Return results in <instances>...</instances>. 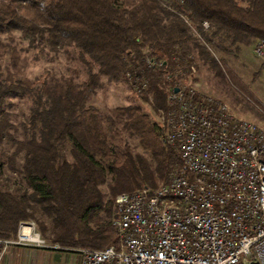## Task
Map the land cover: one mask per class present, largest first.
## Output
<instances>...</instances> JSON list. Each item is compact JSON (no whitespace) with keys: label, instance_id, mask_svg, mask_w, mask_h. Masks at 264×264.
<instances>
[{"label":"trees","instance_id":"obj_1","mask_svg":"<svg viewBox=\"0 0 264 264\" xmlns=\"http://www.w3.org/2000/svg\"><path fill=\"white\" fill-rule=\"evenodd\" d=\"M15 30L31 42L42 40L51 51L69 53L74 47L82 65L59 76L16 75ZM258 39H264V0H0V236H16L20 220L33 218L46 239L63 247L117 243L115 195L157 186L184 161L140 103L105 112L92 102L104 77L130 82L131 72L135 83L147 82L140 92L145 99L152 93L158 110L167 107V84L194 62L189 56L194 48L203 63L252 97L249 84L207 43L231 51L234 44ZM8 47L10 63L4 66ZM17 96L34 101L21 137L10 131L7 109ZM124 130L139 136L150 157L125 140ZM8 138L15 143L12 152L4 148ZM6 167L19 169L25 185L5 187ZM106 182L108 191L102 187Z\"/></svg>","mask_w":264,"mask_h":264},{"label":"built area","instance_id":"obj_2","mask_svg":"<svg viewBox=\"0 0 264 264\" xmlns=\"http://www.w3.org/2000/svg\"><path fill=\"white\" fill-rule=\"evenodd\" d=\"M256 41L264 58V39ZM189 70L196 72L195 61ZM128 74L139 91L148 88ZM173 77L160 124L184 166L157 186L117 193L119 241L77 248L80 264H264V128ZM23 245L62 247L34 219H22L16 236H0V262Z\"/></svg>","mask_w":264,"mask_h":264},{"label":"rangeland","instance_id":"obj_3","mask_svg":"<svg viewBox=\"0 0 264 264\" xmlns=\"http://www.w3.org/2000/svg\"><path fill=\"white\" fill-rule=\"evenodd\" d=\"M183 16L187 19V16ZM204 24L206 28H209V22L205 23L204 21ZM191 30L201 38L203 42H206L194 25H191ZM12 34L14 38L11 40V44L15 45L20 53V61L17 68L11 66L16 75L28 76L30 78H36L42 74H46L49 77L54 75L59 76L61 74H68L73 66L82 65L76 58L77 51L74 47H70L69 53L65 51V49L55 52L51 51L40 39L31 42L28 38L23 36L19 30L13 31ZM4 36L6 37V34H4ZM256 43L257 41L251 45L242 44L239 47L234 44L232 45L231 51L218 49L214 45L207 43L211 52L217 58L225 60L227 64L249 84L253 92L252 97L242 91L229 79L217 74L208 64L203 63V61L198 58L194 51L196 49L194 48L190 49L189 56L196 62L197 70L196 72L190 73L189 69L186 70V68H184L185 71H182L184 76L181 77L185 82L194 84L202 94L206 95V97L226 102L235 114L250 118L264 128V58L255 52L254 48ZM9 50L10 48L8 47L2 57L4 66L10 63ZM81 74L84 75L82 72ZM171 83L172 82L167 84V93ZM142 93L143 92H140L132 81L112 82L104 77V85L98 89L92 102L105 112H110L111 109L117 105L140 103L151 115L153 120L162 124L165 119L166 107L157 110L153 102L154 95L150 93L149 99H145ZM33 103V98L30 96L13 97L8 102L7 109L11 112L13 122L10 131L13 135L15 134L18 137L22 136V123L27 119ZM123 136L136 151L150 157V153L141 146L138 135L124 130ZM9 138L5 140L4 148L12 152L15 148V143L11 142ZM163 138L164 129L162 133V139ZM68 155H70V153H68ZM22 160L23 155L21 154L18 156V167L21 166ZM110 178L111 175H109L108 179ZM1 182L5 187L11 189L25 185L19 169H10L9 167H6L1 177ZM162 182L160 181L159 184ZM102 187L104 190L108 191V182L103 184ZM34 220L36 221V219Z\"/></svg>","mask_w":264,"mask_h":264},{"label":"crops","instance_id":"obj_4","mask_svg":"<svg viewBox=\"0 0 264 264\" xmlns=\"http://www.w3.org/2000/svg\"><path fill=\"white\" fill-rule=\"evenodd\" d=\"M81 253L77 248H45L14 246L5 253L0 264H80Z\"/></svg>","mask_w":264,"mask_h":264},{"label":"water","instance_id":"obj_5","mask_svg":"<svg viewBox=\"0 0 264 264\" xmlns=\"http://www.w3.org/2000/svg\"><path fill=\"white\" fill-rule=\"evenodd\" d=\"M175 90H178V87H175Z\"/></svg>","mask_w":264,"mask_h":264}]
</instances>
